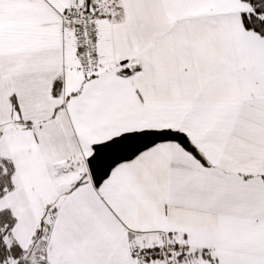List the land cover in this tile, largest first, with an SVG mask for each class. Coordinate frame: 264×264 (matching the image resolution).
Wrapping results in <instances>:
<instances>
[{"label": "snow or ice", "instance_id": "snow-or-ice-1", "mask_svg": "<svg viewBox=\"0 0 264 264\" xmlns=\"http://www.w3.org/2000/svg\"><path fill=\"white\" fill-rule=\"evenodd\" d=\"M0 264H264V0H0Z\"/></svg>", "mask_w": 264, "mask_h": 264}]
</instances>
